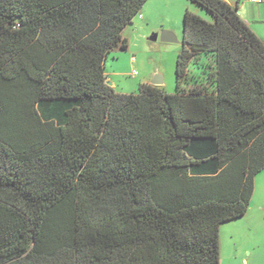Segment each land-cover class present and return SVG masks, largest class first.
<instances>
[{
    "label": "trees",
    "instance_id": "trees-1",
    "mask_svg": "<svg viewBox=\"0 0 264 264\" xmlns=\"http://www.w3.org/2000/svg\"><path fill=\"white\" fill-rule=\"evenodd\" d=\"M148 1L0 0V264H221L264 171V43L190 0L212 21L185 12L177 92L119 93L105 63Z\"/></svg>",
    "mask_w": 264,
    "mask_h": 264
},
{
    "label": "rangeland",
    "instance_id": "rangeland-1",
    "mask_svg": "<svg viewBox=\"0 0 264 264\" xmlns=\"http://www.w3.org/2000/svg\"><path fill=\"white\" fill-rule=\"evenodd\" d=\"M187 2L196 10L195 12L189 9L191 12L198 15L200 14L197 12H201L200 16L212 21V16L205 9L190 0H167L162 5L155 4L146 15L140 13L125 29L124 37L129 40L128 51L117 50L111 53L106 63L109 82L115 84L117 92L136 94L141 85H151L157 75L163 76L161 89L165 93L177 92L176 69L179 55L184 49V16L188 10L185 9ZM164 32L172 33L179 42H163ZM156 34L159 35L158 39L151 40ZM209 60L206 57L198 59L190 68L191 78L183 85L190 89L206 84V63Z\"/></svg>",
    "mask_w": 264,
    "mask_h": 264
},
{
    "label": "crops",
    "instance_id": "crops-1",
    "mask_svg": "<svg viewBox=\"0 0 264 264\" xmlns=\"http://www.w3.org/2000/svg\"><path fill=\"white\" fill-rule=\"evenodd\" d=\"M166 1L154 0L152 3V0H149L141 13L146 15L155 4L162 5ZM223 1L237 10L241 18L264 43V0L260 4H253L250 0ZM185 7L193 10L188 2ZM197 13L202 15L201 12ZM106 79L107 83H110L107 73ZM110 84L116 90L115 84ZM220 236L221 264H264V171L255 179V190L247 214L238 220L223 224Z\"/></svg>",
    "mask_w": 264,
    "mask_h": 264
},
{
    "label": "water",
    "instance_id": "water-1",
    "mask_svg": "<svg viewBox=\"0 0 264 264\" xmlns=\"http://www.w3.org/2000/svg\"><path fill=\"white\" fill-rule=\"evenodd\" d=\"M159 35H154L153 38L151 40H157ZM162 41L163 42H170V43H178L179 41L177 40V38L169 32H164L162 35ZM109 86L111 85L110 83H107ZM152 86L155 87H162L163 85V76L162 75H157L155 77V79L152 81L151 83Z\"/></svg>",
    "mask_w": 264,
    "mask_h": 264
},
{
    "label": "built area",
    "instance_id": "built-area-1",
    "mask_svg": "<svg viewBox=\"0 0 264 264\" xmlns=\"http://www.w3.org/2000/svg\"><path fill=\"white\" fill-rule=\"evenodd\" d=\"M253 4H260L262 0H250Z\"/></svg>",
    "mask_w": 264,
    "mask_h": 264
}]
</instances>
